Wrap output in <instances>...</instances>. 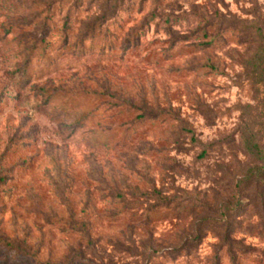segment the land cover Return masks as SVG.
<instances>
[{
	"label": "rangeland",
	"instance_id": "rangeland-1",
	"mask_svg": "<svg viewBox=\"0 0 264 264\" xmlns=\"http://www.w3.org/2000/svg\"><path fill=\"white\" fill-rule=\"evenodd\" d=\"M0 264H264V0H0Z\"/></svg>",
	"mask_w": 264,
	"mask_h": 264
}]
</instances>
